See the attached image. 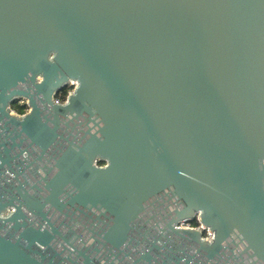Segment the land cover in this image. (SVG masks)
<instances>
[{"label":"water","instance_id":"water-1","mask_svg":"<svg viewBox=\"0 0 264 264\" xmlns=\"http://www.w3.org/2000/svg\"><path fill=\"white\" fill-rule=\"evenodd\" d=\"M0 264H264V0H0Z\"/></svg>","mask_w":264,"mask_h":264},{"label":"flooded vegetation","instance_id":"flooded-vegetation-1","mask_svg":"<svg viewBox=\"0 0 264 264\" xmlns=\"http://www.w3.org/2000/svg\"><path fill=\"white\" fill-rule=\"evenodd\" d=\"M76 83H77V82H76ZM70 85H71V86H70ZM67 86H68V87L70 86L71 88L69 89V88H67ZM67 86H65L62 90H60V91L58 92L57 96H56V98H57V97L61 98L60 103H64V102H66V100H67L69 94H70L71 92H73V91L75 90V88L77 87V85H76V86L72 85L71 82H70ZM10 108H11V110H12L15 114H17V115H21V116L24 115V114H26V113H28V112L30 111V106H29V104H28V100L25 99V98H19V99H15V100H13V101L11 102V104H10ZM26 110H28V111H26ZM22 112H23V113H22ZM60 132L63 133L64 136H67V134H68V132H66L65 130H61ZM76 132H77V131H74V133H76ZM81 134H82V133H81ZM62 142H63V140H62ZM99 165H101V166H105L106 163L104 162L103 164H99ZM27 173H28L29 178H31V179H33V180H36V179H37V178H36L35 176H33L29 171H27Z\"/></svg>","mask_w":264,"mask_h":264},{"label":"built area","instance_id":"built-area-1","mask_svg":"<svg viewBox=\"0 0 264 264\" xmlns=\"http://www.w3.org/2000/svg\"><path fill=\"white\" fill-rule=\"evenodd\" d=\"M71 84L74 85V86L77 85L76 81H71ZM55 99H56V102H57V103H60L61 98L57 97V98H55ZM195 219L198 220L197 217H196ZM198 223H199V222H198ZM187 226H190V225H187ZM190 227H199V228H202V230L204 231V237L209 238L210 240L213 238V234L210 233L207 229H204V228L201 226V224H198L197 226H190Z\"/></svg>","mask_w":264,"mask_h":264},{"label":"rangeland","instance_id":"rangeland-1","mask_svg":"<svg viewBox=\"0 0 264 264\" xmlns=\"http://www.w3.org/2000/svg\"><path fill=\"white\" fill-rule=\"evenodd\" d=\"M70 86H71V85H70ZM70 86H69V87L67 86V88L70 89V88H71ZM26 111H28V110H26ZM22 113H23V112H22ZM98 164H100V163L98 162ZM194 220H195V219H194ZM185 225L193 226V225H194V221H188V222L185 223ZM197 225H198V224H197Z\"/></svg>","mask_w":264,"mask_h":264},{"label":"trees","instance_id":"trees-1","mask_svg":"<svg viewBox=\"0 0 264 264\" xmlns=\"http://www.w3.org/2000/svg\"><path fill=\"white\" fill-rule=\"evenodd\" d=\"M99 163L100 164H103L104 162L103 161H100ZM192 221H194V225L193 226H197V224H199L197 219L192 220Z\"/></svg>","mask_w":264,"mask_h":264}]
</instances>
